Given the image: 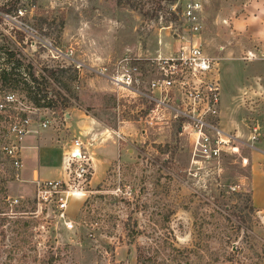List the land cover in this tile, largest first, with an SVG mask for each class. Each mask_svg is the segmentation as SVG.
<instances>
[{
    "label": "rangeland",
    "instance_id": "374dc122",
    "mask_svg": "<svg viewBox=\"0 0 264 264\" xmlns=\"http://www.w3.org/2000/svg\"><path fill=\"white\" fill-rule=\"evenodd\" d=\"M214 2L203 5L200 15L202 45L219 70L220 128L244 145L238 144V153L196 170L190 165L189 144L179 135L180 124L167 111L161 119L152 112L153 104L110 79L114 70L119 78L136 70L132 75L142 78L139 90H144L155 77L150 60L176 54L179 0H0V48H22L40 73L66 71L62 82L51 80L55 87H49L65 95L63 84L71 88L76 99L70 97L65 114L82 109L105 125L98 138L79 131L65 136L68 146L80 138L93 168L79 188L84 196L68 201L66 214L74 228L66 231L56 225L44 211L37 213L36 204L26 207L35 251L27 252L25 259L16 254L10 264H37L48 252L57 257L56 264H139V256L146 264H264V91H244L233 104L245 78V63L219 60L214 52ZM175 4L178 9L173 11ZM20 28L23 44L14 38ZM54 116L61 123L56 130L64 131L66 119L61 113ZM229 120L235 121L230 128ZM5 133L0 123V151L8 144ZM44 148L41 177L58 180L61 152ZM4 168L10 165L2 161L0 170ZM8 188V200L34 202L28 183L13 182ZM16 193L25 199L13 196ZM7 214L16 215L12 207ZM128 218L129 228L139 232L132 244L126 237ZM3 230L0 227V264H9L8 239L14 235Z\"/></svg>",
    "mask_w": 264,
    "mask_h": 264
},
{
    "label": "built area",
    "instance_id": "2783aa9c",
    "mask_svg": "<svg viewBox=\"0 0 264 264\" xmlns=\"http://www.w3.org/2000/svg\"><path fill=\"white\" fill-rule=\"evenodd\" d=\"M179 2H181L179 9L178 4H175L172 10H179L180 48L173 57H156L150 60L155 77L148 82L145 89L139 90V85L144 82L140 76L133 77L132 74L136 70H128L130 71L128 74H123L121 77L124 78L123 83L118 77V70H114L115 77L110 79L118 85H125L140 98L153 104L155 111L152 112L161 116V119L165 117L163 112L167 111L171 119L180 124L179 135L185 137L189 144L190 165L196 170H201L203 166L222 155L238 153V144H244L238 136L226 133L220 128L219 70L215 60L208 56L202 45L200 18L203 11L202 2L200 0ZM18 13L21 14V11L18 10ZM242 60L251 62L256 60V57L248 52ZM25 81L28 80L25 78ZM49 82L55 87L51 80ZM30 85L32 89L35 88L33 82ZM63 95L70 103L71 99ZM50 98L49 95L39 102L48 103ZM8 109L13 110L15 114L8 115ZM0 114L5 117L4 125L8 136V144L1 150L4 157L9 159L10 169L17 172L21 168L20 143L24 137L32 133L31 127L36 125L42 130H56L61 124L50 109L37 107L25 96L18 99L12 92L0 96ZM65 115L64 112L62 117L64 121ZM250 139L252 142L256 140L254 136ZM248 147L256 149L251 145ZM82 149L83 143L80 138L74 137L64 158L66 179L37 182L35 186L34 202L39 210L37 213L44 211L47 218L52 217L51 221H55L56 225H61L66 231L74 228L73 222L66 214L68 201L84 196L79 188L92 175L90 171L93 168L88 163L90 159L84 155ZM246 163L247 159H243V164ZM18 202L10 200L9 207L17 205Z\"/></svg>",
    "mask_w": 264,
    "mask_h": 264
},
{
    "label": "crops",
    "instance_id": "0c3cea01",
    "mask_svg": "<svg viewBox=\"0 0 264 264\" xmlns=\"http://www.w3.org/2000/svg\"><path fill=\"white\" fill-rule=\"evenodd\" d=\"M200 1L202 6L213 2V0ZM216 1L214 4L217 9L215 10L213 25L217 36L216 42L218 43L214 47V52L218 55L219 60L236 59L245 63V78L237 90L236 94L238 95L235 94L233 97V104L236 105V100H238L240 93L247 90L250 91V89L264 91V0H242L223 4H219L218 0ZM248 52L254 54L256 60L251 62L241 60ZM65 118L64 131L60 129L42 130L33 125L31 127L32 133L28 134V137H25L26 139L24 138V144H22L24 146L20 147L25 151V154L21 150V168L14 183H28L31 185L32 197L35 193L37 182L52 181L50 179H42L41 171H39L41 158L45 156V153H41V150L45 149L44 147L53 149L52 152H61V162L58 165L60 171L57 172V179L65 180L64 158L69 149L67 140H65L66 134L79 131L78 134L80 135H91L94 138L104 134L101 132V127L105 126L103 121L97 116L88 115L82 109H72L71 112L65 115ZM234 122V120L227 121L226 127L230 128ZM107 129L112 132L115 131L112 128ZM31 135L32 137H30ZM8 189L7 186V192L9 193ZM13 196L25 199L17 193Z\"/></svg>",
    "mask_w": 264,
    "mask_h": 264
},
{
    "label": "trees",
    "instance_id": "16d2710c",
    "mask_svg": "<svg viewBox=\"0 0 264 264\" xmlns=\"http://www.w3.org/2000/svg\"><path fill=\"white\" fill-rule=\"evenodd\" d=\"M14 34V38L17 40L16 42L18 44H23L25 35L21 31L15 32ZM3 39L6 44L11 43L10 41L8 42L5 37ZM21 49L22 48H0L2 55V57L0 56V61L2 60V63L0 62V96L5 92L18 91L20 93H24L30 103H33L37 107H46L50 109L54 113V115H57V113H61V117H63L64 112L70 105L69 100L61 92L54 89H49V87L53 86L49 82V80L62 82L63 74L66 73V71L42 70V72L40 73L36 70H33L32 62H30L25 57ZM76 75V70H74L73 79H76ZM25 78L28 81H25ZM29 82L30 84H32V82L34 83V89H32V85H30ZM42 86L44 87L42 88ZM63 86L68 97H74L76 99L68 84L64 83ZM49 95L51 98L48 103L41 104L39 102L41 100H45L46 97H49ZM14 114L15 112L13 110L8 109V115L13 116ZM5 122V117L0 114V123L4 124ZM2 161L10 164L9 159L4 157V154L1 150L0 164ZM18 175L19 171L17 172L13 169L4 168V170H0V227L4 228L1 233L8 232L11 235H14L8 239L10 245V250L8 251L9 264L13 261H16V254L23 255L22 258L25 259L27 252L31 253L32 250L35 251L31 246V242L29 241V236L31 235L29 232L31 221L27 220L26 218V213H28L26 211V207L32 206V204H35V202L20 200L17 205L12 207V213L16 215L10 216L7 214L10 201L8 200L7 196V186L9 183L14 182L18 178ZM175 210L176 209H174L173 211ZM173 211L167 212L166 219L169 218L171 213L173 214ZM129 221L130 218H128L126 222V237L129 244H132L138 237L139 232L136 231L135 228H129ZM7 225L9 226L6 227ZM262 252L264 253V247L262 249ZM34 260L37 261L36 256ZM56 260L57 257H55L54 254L48 252L42 259H39L37 261V264H56ZM17 261L21 262L22 260ZM138 263L146 264L145 259H141L140 256L138 258Z\"/></svg>",
    "mask_w": 264,
    "mask_h": 264
},
{
    "label": "bare ground",
    "instance_id": "6f19581e",
    "mask_svg": "<svg viewBox=\"0 0 264 264\" xmlns=\"http://www.w3.org/2000/svg\"><path fill=\"white\" fill-rule=\"evenodd\" d=\"M81 194H79V196H80Z\"/></svg>",
    "mask_w": 264,
    "mask_h": 264
},
{
    "label": "water",
    "instance_id": "95a60500",
    "mask_svg": "<svg viewBox=\"0 0 264 264\" xmlns=\"http://www.w3.org/2000/svg\"><path fill=\"white\" fill-rule=\"evenodd\" d=\"M52 217H50V219H51Z\"/></svg>",
    "mask_w": 264,
    "mask_h": 264
}]
</instances>
